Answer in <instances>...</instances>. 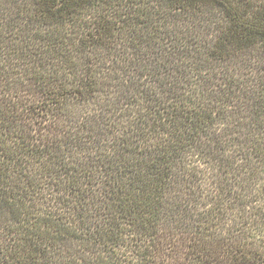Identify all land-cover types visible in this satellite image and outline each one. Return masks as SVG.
Masks as SVG:
<instances>
[{
    "label": "trees",
    "instance_id": "16d2710c",
    "mask_svg": "<svg viewBox=\"0 0 264 264\" xmlns=\"http://www.w3.org/2000/svg\"><path fill=\"white\" fill-rule=\"evenodd\" d=\"M0 264H264V0H0Z\"/></svg>",
    "mask_w": 264,
    "mask_h": 264
},
{
    "label": "rangeland",
    "instance_id": "374dc122",
    "mask_svg": "<svg viewBox=\"0 0 264 264\" xmlns=\"http://www.w3.org/2000/svg\"><path fill=\"white\" fill-rule=\"evenodd\" d=\"M185 16H186V15H184V16H183V19L180 20V17L177 18V16L174 15L173 20H174V18H175V19H178V20H180L181 22L190 25L191 27H192L193 25H196V23H195V21H194L195 19L193 18V16H187V17L184 19ZM213 26H214V25H213ZM257 62H259V60H257L255 63H257ZM262 62H263V61H262Z\"/></svg>",
    "mask_w": 264,
    "mask_h": 264
}]
</instances>
